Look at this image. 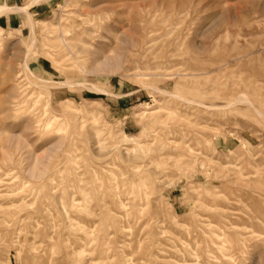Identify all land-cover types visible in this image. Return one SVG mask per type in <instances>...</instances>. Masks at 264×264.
I'll return each instance as SVG.
<instances>
[{"label":"rangeland","instance_id":"1","mask_svg":"<svg viewBox=\"0 0 264 264\" xmlns=\"http://www.w3.org/2000/svg\"><path fill=\"white\" fill-rule=\"evenodd\" d=\"M0 3V264H264V0Z\"/></svg>","mask_w":264,"mask_h":264},{"label":"bare ground","instance_id":"2","mask_svg":"<svg viewBox=\"0 0 264 264\" xmlns=\"http://www.w3.org/2000/svg\"><path fill=\"white\" fill-rule=\"evenodd\" d=\"M10 11H18V12H22V11H26L27 12V6L26 7H16V8H12V7H9L7 4H5V3H0V14L1 13H7V12H10ZM30 22L32 23V25H33V19L31 18V16H30ZM28 19V20H29ZM28 63H25V67H27L28 68ZM66 82H62V84H65ZM67 83H69V84H71L72 85V83H70V82H67ZM67 83H66V85H67ZM74 85V84H73ZM97 89V88H96ZM168 93V92H167ZM180 97V96H179ZM247 98L243 95H240V99H239V101H243L244 102V100H246ZM181 100H183V99H181ZM185 100V99H184ZM191 101V100H190ZM189 101V102H190ZM238 101V102H239ZM193 102H195V101H193ZM190 103H192V102H190ZM236 103V102H235ZM242 103V102H241ZM245 103H249V102H245ZM234 104V103H233ZM233 104H231V105H233ZM254 107V106H253ZM257 111V110H256ZM258 113H260V115L262 116V112L261 111H259ZM259 115V114H258ZM262 117H264V115L262 116ZM259 179V178H258ZM254 182H255V180H254ZM257 182V181H256ZM258 185V184H257ZM224 195H226V193H223ZM202 203H204V202H202ZM212 202L211 201H209V204H211ZM203 208V207H202ZM233 209V208H232ZM231 209V210H232ZM234 210V209H233ZM232 210V211H233ZM214 213V212H213ZM241 214V213H240ZM222 216V215H221ZM212 217H214V216H212ZM244 218V217H243ZM250 218V217H249ZM256 218V217H255ZM260 218V217H259ZM245 219V218H244ZM261 219V218H260ZM257 220V219H256ZM253 221V220H252ZM252 221H251V223H252ZM246 222H247V220H246ZM245 222V223H246ZM259 222V221H258ZM221 224V223H220ZM230 224V223H229ZM247 224V223H246ZM204 226H205V224H204ZM246 228H247V226H245ZM246 228H245V230H246ZM252 228V227H251ZM232 229V228H231ZM248 229V228H247ZM92 230V229H91ZM164 230V229H163ZM261 233V232H260ZM260 233L258 234V235H260ZM264 233V232H263ZM263 233H261V234H263ZM224 234V233H223ZM169 235H171V234H169ZM264 235V234H263ZM172 237H173V235H171ZM175 237V236H174ZM161 238V237H160ZM159 243V242H158ZM155 246V245H154ZM175 247L173 246V250L175 251V249H174ZM155 249V248H154ZM195 249V248H194ZM165 250V249H164ZM178 250V249H177ZM194 251V250H193ZM192 251V252H193ZM177 252H179V250L177 251ZM161 253V252H160ZM174 253V252H173ZM179 254V253H178ZM152 257V256H151ZM177 257V256H176ZM169 258V257H168ZM173 258V257H172ZM167 262V261H166ZM169 262V261H168ZM167 262V263H168ZM171 262V261H170ZM196 262V261H195ZM174 264H175V262H173ZM194 263V262H193ZM177 264H180V263H177ZM201 264V263H200Z\"/></svg>","mask_w":264,"mask_h":264}]
</instances>
